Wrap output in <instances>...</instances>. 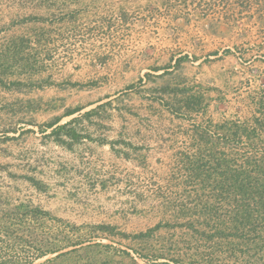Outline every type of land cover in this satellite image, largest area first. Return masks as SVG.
I'll use <instances>...</instances> for the list:
<instances>
[{
    "label": "rangeland",
    "instance_id": "374dc122",
    "mask_svg": "<svg viewBox=\"0 0 264 264\" xmlns=\"http://www.w3.org/2000/svg\"><path fill=\"white\" fill-rule=\"evenodd\" d=\"M222 181L264 211V0H0V264H256Z\"/></svg>",
    "mask_w": 264,
    "mask_h": 264
},
{
    "label": "trees",
    "instance_id": "16d2710c",
    "mask_svg": "<svg viewBox=\"0 0 264 264\" xmlns=\"http://www.w3.org/2000/svg\"><path fill=\"white\" fill-rule=\"evenodd\" d=\"M227 184L228 183H225L224 181L219 183V189L221 190L222 195L219 198L217 197L216 200L217 202L223 200L221 203L227 201L228 204L235 205L233 209L234 211L221 213L219 209L209 207V205L206 204L204 205L205 207L203 210V216H205V218H212L215 216V218H217L221 223L215 224L216 228H218L217 235L221 236L220 238L222 239L231 238L239 240L243 246L247 247V249L244 250L246 255L249 253L248 250L250 251V244H253L254 250L264 253V241L261 239H256V236H259L257 229L259 227L255 224L256 218L264 221V211H254L250 208V206L247 205V201L249 198H252V196L250 194V188L247 189V185L244 183H241V186H239L237 182L231 183L236 199L233 201L229 200L232 196L230 195L231 193L226 190ZM224 193H226V195H224ZM239 196L241 199H238ZM255 212H258V214L255 215ZM228 225L230 227H228ZM222 229H229L231 230L232 234H226V232ZM217 235H215L213 238L217 237ZM251 236L255 237L250 241L249 239ZM238 251L239 249L235 250V252ZM254 262L256 264H264V256H262L260 260ZM174 263L181 264L179 261H174Z\"/></svg>",
    "mask_w": 264,
    "mask_h": 264
}]
</instances>
